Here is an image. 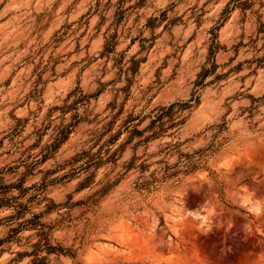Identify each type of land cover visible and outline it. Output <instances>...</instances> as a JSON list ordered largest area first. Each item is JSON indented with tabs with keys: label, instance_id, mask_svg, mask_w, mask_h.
I'll list each match as a JSON object with an SVG mask.
<instances>
[{
	"label": "rangeland",
	"instance_id": "1",
	"mask_svg": "<svg viewBox=\"0 0 264 264\" xmlns=\"http://www.w3.org/2000/svg\"><path fill=\"white\" fill-rule=\"evenodd\" d=\"M0 264H264V0H0Z\"/></svg>",
	"mask_w": 264,
	"mask_h": 264
},
{
	"label": "trees",
	"instance_id": "2",
	"mask_svg": "<svg viewBox=\"0 0 264 264\" xmlns=\"http://www.w3.org/2000/svg\"><path fill=\"white\" fill-rule=\"evenodd\" d=\"M171 106H172V104H171ZM225 205H226V206H229L228 204H225ZM46 249H47V252H48V253H49V252H54V250H57V251H59V252L61 251V248H59V247L56 248L55 246H50V245L47 246Z\"/></svg>",
	"mask_w": 264,
	"mask_h": 264
}]
</instances>
